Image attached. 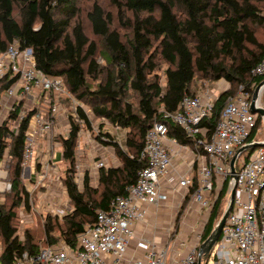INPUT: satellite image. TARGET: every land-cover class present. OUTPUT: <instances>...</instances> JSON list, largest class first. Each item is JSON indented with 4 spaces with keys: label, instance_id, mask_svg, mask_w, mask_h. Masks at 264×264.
<instances>
[{
    "label": "trees",
    "instance_id": "trees-1",
    "mask_svg": "<svg viewBox=\"0 0 264 264\" xmlns=\"http://www.w3.org/2000/svg\"><path fill=\"white\" fill-rule=\"evenodd\" d=\"M107 1L112 10L98 0L88 5L85 0H0V50L14 41L31 47L40 69L61 75L71 94L97 117L128 129L126 149L110 132L101 134L109 139L97 136L114 147L120 164L100 168L96 186L87 171L80 190L73 178L80 124L71 117L69 137L59 135L58 141L67 164L61 177L74 210L63 217L35 213L36 222L22 233V212L32 211L22 166L26 124L9 139L10 125L0 129V157L11 145L12 183L10 191L0 193V264H14L23 252L38 253L61 239L74 245L96 211L108 210L113 199L126 195L147 166L142 151L155 123H165L169 137L194 146L165 116L178 111L184 96L197 97L221 79L229 83L203 122L211 133L228 97L240 85L253 93L264 80L251 74L264 57V0ZM78 113L90 126L82 107ZM229 183L227 179L215 201L202 243L225 212Z\"/></svg>",
    "mask_w": 264,
    "mask_h": 264
},
{
    "label": "built area",
    "instance_id": "built-area-1",
    "mask_svg": "<svg viewBox=\"0 0 264 264\" xmlns=\"http://www.w3.org/2000/svg\"><path fill=\"white\" fill-rule=\"evenodd\" d=\"M251 74L253 77H264V57L253 67ZM253 93L245 85H240L236 94L228 97L211 133L203 122L213 115L219 95L209 92L197 97L184 96L178 111L165 112V116L195 141L194 146L169 137L165 123H155L147 132L142 151L147 166L140 170L137 181L128 187L127 194L113 199L108 210H97L95 220L77 234L74 245L61 239L41 247L38 253L23 252L14 264H167L169 254L182 249L188 251L182 264H198L205 226L227 179L230 180L229 191L234 188L235 195L220 238L214 245L217 249L214 264H264V145L253 150L249 148L238 155L234 163L236 178L232 177L231 166L234 155L241 147L264 142V126H258L261 115L251 110ZM66 98L73 101L71 110L62 104ZM257 106H263L260 97ZM78 107L84 110L90 126L80 119ZM71 117L80 124L73 178L78 188L83 190L87 171L80 160L82 139L87 134L89 138L85 141L95 143L92 155L98 160L94 162V167L98 170L109 168L108 153L114 147L97 139L99 135L109 139L101 135L109 131L99 130L97 136L91 137L89 130H94V120L101 118L77 101L61 75L47 73L38 67L31 47H22L14 41L5 50H0V129L10 125L6 137L9 139L18 135L22 124H26L23 177L26 178V173L30 174L28 178L32 184L37 182L34 189L46 177L48 180L57 179L55 187H49L41 194L46 198L50 189L55 188L59 190L56 195L63 196H56V200L46 199V203L42 200L40 210L30 194L32 211L22 212L21 233L29 222H33L31 218L35 213L42 211L43 214L63 217L74 210L56 166L60 163L62 169L66 164L63 146L57 138L59 135L69 137ZM102 121L108 123L105 118ZM58 126H63L64 131L57 132ZM111 133L114 140L126 149L128 129L113 125ZM253 134L254 138H251ZM44 138L48 141L45 148ZM168 140L173 146L167 143ZM178 157L184 163L182 171L175 165ZM117 159L113 160L114 166L120 164ZM10 162L11 145H8L0 157L1 194L12 188ZM56 173L58 175L53 177L52 174ZM25 185L27 188L26 182ZM169 194L179 197V207L173 214L164 246L159 245L153 234L138 242V249L143 251L141 255L131 250L136 223L147 219L151 206L156 210L163 208L170 199ZM204 212L207 216L205 221L191 226L194 238L189 240L191 233L186 229V219H191L194 213L199 217Z\"/></svg>",
    "mask_w": 264,
    "mask_h": 264
},
{
    "label": "rangeland",
    "instance_id": "rangeland-1",
    "mask_svg": "<svg viewBox=\"0 0 264 264\" xmlns=\"http://www.w3.org/2000/svg\"><path fill=\"white\" fill-rule=\"evenodd\" d=\"M93 2V1H95V0H85V4H89L90 2ZM98 1H100L108 10H112L110 7V4H109V2L107 1V0H98ZM220 81V80H219ZM219 81H217V82H219ZM229 84V83H227V81L225 80V79H221V81L219 82V84ZM215 85H217L216 83L214 84V85H211L209 88H204V89H202V91H201V93L203 94V93H209V92H212L213 91V89H214V87H215ZM222 89H224V87H219L218 88V90H219V93L218 94H220L223 90ZM77 101L78 102H80V104H83L81 101H79L78 99H77ZM62 104H66V107L69 109V110H71V108H70V104H73V101H70L68 98H66V99H63L62 100ZM260 104H262L263 106H264V101H263V92L261 93V95H260ZM87 106V105H86ZM102 121V118L101 119H95L94 120V124H95V127H94V130H89V132L91 133V137L93 136V137H95V136H97L98 135V132H99V130H103V131H113V125L108 121V123L107 122H103ZM260 122H261V124H262V122H263V126H264V118H262L261 120H260ZM63 126H58L57 127V132L58 131H62L63 130V128H62ZM90 128V127H89ZM64 131V130H63ZM87 132V131H86ZM111 135H112V133H111ZM113 136V135H112ZM92 137V138H93ZM86 138H89L88 137V135L86 134ZM86 138H83L82 139V149H83V153L80 155V160L82 161V163H83V168H84V170L85 171H88L89 172V176H90V178H91V183H93L95 186L97 185V183H98V178H99V170L97 169V168H95L94 167V162L96 161V160H98V158H95L94 159V156L92 155V153L93 152H95V148H93V145L95 144L94 142H92V143H87L86 141H85V139ZM58 139V138H57ZM43 142H44V146H43V148H45V146L48 144V141H47V139H43ZM108 157H109V159H110V161H109V164H110V166H114L113 164V160H114V158L116 157L117 158V156H116V151H115V149L114 150H112V149H110V153H108ZM118 160V159H117ZM116 164H118V161H116ZM56 166L57 167H59V170H60V172H61V174L65 171V169L67 168V164H64L63 165V167H62V169H60L61 168V166L62 165H60V163H58V164H56ZM58 174L56 173V175L55 174H52V176L53 177H55V176H57ZM35 178V177H34ZM25 179V182L27 183V189H28V191L30 192V194H31V196H33V198H34V202H35V204H38V208L41 210L42 208H41V203H42V200L46 203V199H50V198H52L53 200H56L55 199V197L56 198H61V197H63V196H61V194H60V196L58 197V195H56V193H58V191L59 190H57V189H50V193L48 194V196L45 198V196H43L42 194H44L43 192H45V190H49L48 188L50 187V188H53V187H55L54 186V184L56 185L57 184V182H58V180L56 179H52V180H48V178L46 177L43 181H41V184H39L38 185V188L37 189H34V187L37 185V182H35V183H33L32 184V182L29 180V178L28 177H26V178H24ZM36 179V178H35ZM60 192H62L61 190H60ZM7 193V192H6ZM42 193V194H41ZM230 194H231V190H230V193H229V195H228V198L226 197V201H225V205L224 206H226L227 207V205H228V203H229V198H230ZM174 196V195H173ZM169 197L172 199V196H171V194H169ZM177 197V196H176ZM41 198H43V199H41ZM178 199H179V197H178ZM226 202H227V205H226ZM37 214H43L42 213V211H40L39 213H37ZM173 214L174 213H170L169 211H167V212H162L161 213V215H162V219H163V221H165L167 224L168 223H171L172 224V217H173ZM206 214H205V212L204 213H201L200 215H199V217H197L196 216V214L194 213V215L193 216H191V218L192 219H189V218H187L186 220L188 221V225H187V227H186V229H187V231L188 232H190L191 233V226H194V225H196V223H201V222H204L205 221V219H206ZM204 218V219H203ZM36 222V218L35 217H33V222L31 221V222H29V225L30 224H34ZM192 238H194V235L191 233L190 234V236L188 237V239L189 240H191ZM0 246H1V244H0ZM216 251H217V249L215 248V247H213V249L211 250V252H210V255H209V258H208V261H207V264H214L215 263V256H216Z\"/></svg>",
    "mask_w": 264,
    "mask_h": 264
},
{
    "label": "crops",
    "instance_id": "crops-1",
    "mask_svg": "<svg viewBox=\"0 0 264 264\" xmlns=\"http://www.w3.org/2000/svg\"><path fill=\"white\" fill-rule=\"evenodd\" d=\"M219 82L216 83L217 85H215L212 91V93L216 95L219 93L218 88L220 86L224 87V89H222L223 91L229 88V84H221V83L219 84ZM167 143L173 146L171 140H168ZM187 156L189 157V155ZM175 165L179 169V171L183 170L184 163L182 162L180 157L175 159ZM29 175H30L29 173H26V177H29ZM173 195L174 194H171L172 199L170 198L163 208L156 210V208L151 206L149 209V214H148L147 219L145 221H140L136 223L135 225L136 235H135V238L132 240L131 248H130L131 250H136L141 255L143 251H141V249H138V246H137L138 242L143 238H150L151 235L153 234H155L159 245L164 246L166 242V237H167V230L170 227L171 223L167 224L165 221H163L162 219L163 217L161 213L164 211L165 212L169 211L170 213H174L177 211V208L179 207L178 206L179 200H178L177 195H174V196ZM31 220H33V218H31ZM187 252H188L187 249L173 251L172 253L169 254L167 264H182V260L187 254Z\"/></svg>",
    "mask_w": 264,
    "mask_h": 264
},
{
    "label": "water",
    "instance_id": "water-1",
    "mask_svg": "<svg viewBox=\"0 0 264 264\" xmlns=\"http://www.w3.org/2000/svg\"><path fill=\"white\" fill-rule=\"evenodd\" d=\"M264 92V80L256 87L254 93H253V98H252V103H251V110L252 112L260 113V115L264 118V107L263 106H257L258 100L260 97L261 92ZM264 145V142H253L252 144H247L243 147H241L239 150H237L236 154L234 155L231 166H232V177L236 178V169L234 167V163L238 157L239 154L242 152L246 151L247 149H254L257 146ZM234 195H235V189L231 191L230 198H229V203L225 209V212L221 219L218 221L216 224L214 230L211 232V234L208 236V238L201 244L200 248V258L198 264H202V258L209 256L211 250L213 249L214 245L217 243V241L220 238L223 226L226 223V220L230 214V211L233 206V200H234Z\"/></svg>",
    "mask_w": 264,
    "mask_h": 264
}]
</instances>
